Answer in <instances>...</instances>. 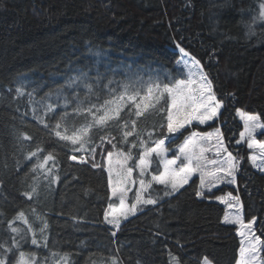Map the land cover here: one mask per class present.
Wrapping results in <instances>:
<instances>
[{"label": "trees", "instance_id": "16d2710c", "mask_svg": "<svg viewBox=\"0 0 264 264\" xmlns=\"http://www.w3.org/2000/svg\"><path fill=\"white\" fill-rule=\"evenodd\" d=\"M262 4L264 0H0V257L13 264L15 238L19 251L34 253L38 264H56L64 254L67 264H112L113 258L117 264H173L171 255L180 264H202L205 257L211 264H238L244 238L238 227L225 223V216L235 211L226 206L233 201L229 193L239 197L244 222L255 219L252 228L264 242V171L250 160L255 150L240 140L244 121L239 115L256 114L264 121ZM181 48L203 65L223 106L212 120L186 128L168 149L178 148L192 131L219 128L239 160L236 182L204 191L203 197L196 195L199 178L169 196H162L164 187L155 186L153 195L162 196L157 205L141 210L113 236L105 224L112 201L104 168L112 148L107 142L97 147L92 161L91 144L75 151L55 136L54 124L65 111L69 131L84 122L73 108L77 94H88L84 86L68 89L61 77L72 70L89 74L90 99L99 104L112 98L109 89L115 90L114 82L129 70L156 73L161 80L166 74L182 79ZM98 53L108 59L99 60ZM59 92L69 98L66 108L33 111L37 102ZM130 110L131 104L121 113V123L137 119L138 130L153 131V140L167 135L160 127L163 113L149 109L136 118L128 115ZM90 135L96 145L101 135H110L118 148L129 150L119 143L121 130L115 122ZM256 139L264 142V134L258 131ZM37 148L42 151L28 158ZM131 151L135 158L138 150ZM49 153L54 162L37 167ZM72 156L85 157L89 165L73 163ZM153 163L154 171L162 170L156 158ZM33 188L31 199L23 195ZM21 211L29 223L16 220L12 227L22 229L23 240L9 227ZM33 231L36 245L31 243ZM8 247L13 251L6 252ZM260 247L264 259V243Z\"/></svg>", "mask_w": 264, "mask_h": 264}, {"label": "snow or ice", "instance_id": "6c2138e0", "mask_svg": "<svg viewBox=\"0 0 264 264\" xmlns=\"http://www.w3.org/2000/svg\"><path fill=\"white\" fill-rule=\"evenodd\" d=\"M260 8V16L264 18V4ZM180 51L184 52V49L181 48ZM187 55L189 54L185 53V56ZM178 63H181L187 69L186 79L172 78L170 74H166L164 80H161L158 75L148 80L136 76L121 85L119 94H116L115 90L109 89L112 98L105 99L103 103L99 104L93 103L90 99L94 94L93 86L85 84L84 87L88 89V94L83 98L77 94L73 108L76 116L85 117L84 122L79 126L73 124L71 131H69V127L65 126L69 114L65 111L59 117L58 122L54 124L53 131L55 136L61 141L70 142L74 146L75 151H84L86 145L91 144L90 151L93 159L95 158L97 147L102 148L105 142L111 145L112 151H108L106 154L108 185L111 189V197L116 198L118 204L109 203L108 211L105 213V220L113 225L116 231L120 229L121 219H127L129 215H134L138 206L155 205L162 196H169L179 192L189 183L192 176L197 173L199 174V189L196 195L199 197L204 196L205 189L211 191L212 187L219 183L234 184L236 182L235 175L239 168V160L237 156H234L228 150L224 142L223 133L219 128L214 132L206 133L192 131L185 137L183 143L178 145L172 158H168L169 149L166 147V141L171 143L172 137L179 139L176 134H182V130L191 125L193 121L205 124L212 120L218 115L219 109L223 106L222 101L217 99L213 91V83L199 60L191 57V63L184 60ZM74 83H76L75 80L68 86L71 87ZM17 92L20 93L21 89H17ZM64 99L66 108L69 98L65 96ZM129 104L132 105V110L128 113L130 117L134 115L139 118L149 109L157 113H163L165 123L161 124L160 127L166 128L167 135L153 140V131H147L142 134L138 130L137 119L124 120L121 123V113ZM164 105L167 106L164 107ZM46 110L53 111V106L51 104L46 105ZM239 115L244 121V131L240 133V140H246L247 147L255 150L250 156V160L254 166L264 171V142L256 139L258 131L264 134V121L256 114L240 111ZM110 122L118 124L121 130L119 143L129 145L128 151L118 148L117 144L113 143L115 137L110 135H101L99 137L100 144L96 145L94 143V138L90 135L93 129H106ZM45 127H47V124H45ZM145 135L147 138H145ZM21 136L25 140L32 139L27 133H21ZM133 136L136 137V140L130 142L129 137ZM213 139L215 140V150L213 158L209 160L206 153L213 149L207 145ZM239 142L237 141V143ZM132 149L138 150V155L135 158L132 155ZM41 151L42 149L37 148L36 151L28 154V158L37 156ZM153 157L156 158L158 166H163L162 171L159 168L156 171L152 170ZM72 159L76 160L77 157L72 156ZM49 161L54 162V156L50 153L45 156L43 162L39 163L37 167L44 168ZM80 162H85L83 157ZM92 166L99 167L95 163ZM134 172L137 173L138 178H134ZM137 184L138 189L133 197L134 202L129 204L127 202L128 193ZM153 184L164 187L162 196L160 193L153 195L155 192ZM35 192L36 189L33 188L31 192H25L23 195L31 199ZM228 197L235 201V203H229L228 206L229 208H235L236 212L232 217L226 215L224 218L225 223L239 225L241 229L239 235L244 238L241 241L242 247L240 248L238 264H264V259L260 258V245L264 242L255 235L252 228L256 223L255 219L246 224L241 218L243 205L240 203L239 197H233L231 193L228 194ZM220 199L222 202H226L223 197ZM16 220L28 224L26 214L23 211L19 212L9 225L11 232L20 235L23 240L25 237L21 235L22 229L12 227ZM46 228L47 224L44 223L41 233ZM29 230H31L30 224ZM112 235L115 236L116 232L113 231ZM12 240L15 249L18 251V256L14 258L13 264H38L34 253L19 251V241L15 238H12ZM245 240L247 241L246 244L244 243ZM31 243L33 245L38 244L34 231ZM0 247H4V245L0 244ZM5 251L12 252L13 248L8 247ZM68 259V254H64L56 264H67ZM171 259L173 264H180L178 257L171 255ZM0 264H8L6 256L0 257ZM112 264H117L115 258L112 259ZM202 264H211V261L205 257Z\"/></svg>", "mask_w": 264, "mask_h": 264}, {"label": "rangeland", "instance_id": "374dc122", "mask_svg": "<svg viewBox=\"0 0 264 264\" xmlns=\"http://www.w3.org/2000/svg\"><path fill=\"white\" fill-rule=\"evenodd\" d=\"M178 50H179V49H178ZM179 52L181 53V56H180L181 59H180V61L184 60V61H188L189 63H191V58H189L188 55L185 56V53H184V52H181L180 50H179ZM97 57H98L99 60H107V59H108V55H107L106 53H98ZM178 70H179V76H180L182 79H186V78H187V69L184 68L183 65H182L181 63L178 64ZM124 75H125V78H124V79H121V80L115 81L114 84H113V85L116 87V88H115V93H116V94H119V92L121 91V85L124 84V83L129 82L130 78L134 79L136 76H139V77H142L144 80H148L149 78H155V77L157 76L156 73H151V72H146V71H145V72H144V71H132V70H129V72L126 73V74H124ZM61 78H63V79L66 80V86H67V88L70 89V90H74V89H77V88H79V87H83L85 84H87V82H88L89 80H91L89 74L84 73V72H82V71H77V70H72V71H70L68 74L62 76ZM73 80H75L76 83L72 84V86L69 87L68 85H69L70 83H72ZM141 94L143 95V93H141ZM58 97H59V98H58ZM49 104H51V105L53 106V109H54V110H57L58 107H59V108H60V107H65V101H64V97H63V92H59V93L56 94V95H50V96H48L45 100H42V101L37 102L36 106L33 108V111L36 112V113H40V112H48V111L46 110V105H49ZM219 110H220V109H219ZM218 112H219V111H218ZM218 114H219V113H218ZM217 116H218V115H217ZM217 116H216V117H217ZM195 122H196V121H193V123H192L191 125H189L188 127L192 126ZM188 127H187V128H188ZM184 130H185V129H184ZM184 130H182V132H183ZM179 134H180V133H177L176 136H178ZM174 140H176V137H172V141H174ZM169 144H170V143L166 141V147H168ZM207 146H208V147H211V148L213 149L212 151H209V152L206 153L207 158L210 160V159L213 158V155H214V150H215V140L213 139V140L209 141ZM176 150H177V148H176L175 150H172V151L169 150V152H168V158H172L173 153L176 152ZM177 154H178V153H177ZM154 158H155V157H153V161H154ZM91 159H92V161L95 160V158H94V159L91 158ZM73 161H75V160H73ZM130 163H131V162H130ZM178 163H179V161H178ZM95 164H97V163H95ZM160 166H161V169L163 170V166H162V165H160ZM104 168H105V171H106V173H107V159H105V165H104ZM153 169H154V163H152V170H153ZM162 170H161V171H162ZM153 171H154V170H153ZM236 174H237V172H236ZM107 175H108V174H107ZM134 178H138L136 172H134ZM194 178H199V174L197 173V174L193 175L192 178L189 180V183H190ZM235 181H236V175H235ZM189 183H188V184H189ZM224 183H226V182H224ZM224 183H219V184H217L215 187H212V189H214V188H216V187H219V186L223 185ZM188 184H186V185L184 186V188H185ZM155 186H162V185L153 184V189H154ZM162 187H163V186H162ZM109 188H110V187H109ZM137 189H138V184H137L135 187H133L132 190L128 193V201H127V202H128L129 204H131V203L134 202L133 197H134V194H135V192L137 191ZM182 189H183V188H182ZM182 189H181V190H182ZM204 191H208V190L205 189ZM176 193H177V192H176ZM110 196H111V189H110ZM111 201H112V203H114V205H115V204H118V200H117L116 198L111 197ZM229 203H230V202H226V206H227L228 208H229V206H228ZM231 203H235V202H234V201H231ZM154 206H155V205H141V206H138V209H137V211H136V213H135L134 215H129L127 219H121V221H120V228H121L122 225H123L125 222H127L129 219H131V218L137 216V215L140 213L141 210H144L145 208H149V207H154ZM232 209L235 210V211L232 212L231 217H232L233 215H235V212H236V209H235V208H232ZM241 213H242V212H241ZM241 217H242V216H241ZM109 219H111V217H109ZM242 219H243V217H242ZM105 224H106L107 226L111 227L112 230H114L115 232H118V231L120 230V229H119L118 231H116V229L114 228V226L111 225V224H109L106 220H105ZM233 225H234V224H233ZM235 226L239 228V225H235ZM239 229H240V228H239ZM240 231H241V229L239 230V232H240ZM239 232H238V233H239Z\"/></svg>", "mask_w": 264, "mask_h": 264}, {"label": "bare ground", "instance_id": "6f19581e", "mask_svg": "<svg viewBox=\"0 0 264 264\" xmlns=\"http://www.w3.org/2000/svg\"><path fill=\"white\" fill-rule=\"evenodd\" d=\"M84 159H85V157H83ZM73 163H76V164H83V163H81L80 161H81V159H76L75 161H73V160H71ZM175 194H178V192L177 193H175ZM157 204H155V206H156Z\"/></svg>", "mask_w": 264, "mask_h": 264}]
</instances>
